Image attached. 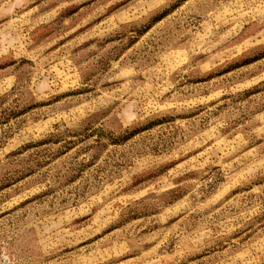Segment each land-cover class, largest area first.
<instances>
[{
  "label": "rangeland",
  "instance_id": "obj_1",
  "mask_svg": "<svg viewBox=\"0 0 264 264\" xmlns=\"http://www.w3.org/2000/svg\"><path fill=\"white\" fill-rule=\"evenodd\" d=\"M0 264H264V0H0Z\"/></svg>",
  "mask_w": 264,
  "mask_h": 264
}]
</instances>
